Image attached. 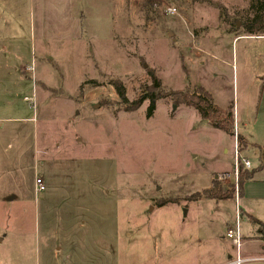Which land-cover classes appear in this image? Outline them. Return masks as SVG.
Listing matches in <instances>:
<instances>
[{"label": "rangeland", "instance_id": "obj_1", "mask_svg": "<svg viewBox=\"0 0 264 264\" xmlns=\"http://www.w3.org/2000/svg\"><path fill=\"white\" fill-rule=\"evenodd\" d=\"M248 11V0H0V139L14 147L0 264L228 261L240 204L196 201L215 182L235 192L234 143L248 148L236 128L260 145L244 156L264 179V35L245 36ZM209 33L214 57L199 49ZM151 73L162 92L149 118V101L128 111L113 83L132 102L152 92ZM201 88L233 107L234 141L173 95ZM240 229L246 264H264L258 225Z\"/></svg>", "mask_w": 264, "mask_h": 264}, {"label": "trees", "instance_id": "obj_2", "mask_svg": "<svg viewBox=\"0 0 264 264\" xmlns=\"http://www.w3.org/2000/svg\"><path fill=\"white\" fill-rule=\"evenodd\" d=\"M249 2V14L245 23L243 24V31L245 36H262L264 35V0H248ZM252 15V17H251ZM153 80L152 89L150 93H142L136 100L130 102L127 98L126 88L121 82L113 83L115 90L122 103L128 105V111L138 110L145 101H149V106L147 109V116L150 118L154 115L156 110V102L159 100L157 92H162L161 81L151 73ZM174 98L177 103L190 107L197 111L203 120H206L210 126L213 128L224 132L225 134L234 137V121L235 114L233 107L228 109H222L221 107L213 103L211 94H209L205 89L201 88L200 93L186 94L183 92L174 93ZM237 142L239 146L246 144L244 138L237 135ZM244 169L243 165L240 163V196L243 194L244 185L254 176L255 171H250ZM218 182L214 183L212 189H207L203 192V196L207 199H214L219 201H225L229 199H234V191L222 193L218 187ZM201 195L198 194L196 199H200ZM195 199V200H196ZM165 205L162 204L160 207ZM256 225L259 226V233L263 235L264 239V224L259 220H252Z\"/></svg>", "mask_w": 264, "mask_h": 264}, {"label": "crops", "instance_id": "obj_3", "mask_svg": "<svg viewBox=\"0 0 264 264\" xmlns=\"http://www.w3.org/2000/svg\"><path fill=\"white\" fill-rule=\"evenodd\" d=\"M249 37H254V36H249ZM203 41H201L199 43V49L201 50L202 54H208V55H211L212 57H214L213 54H211V52H209V49L207 47V41L208 39L212 38V33H209V34H204L202 37ZM255 38H260L261 37H255ZM264 38V37H263ZM206 90V89H205ZM207 91V90H206ZM208 92V91H207ZM209 93V92H208ZM210 94V93H209ZM222 108V107H221ZM222 109H227L226 107L225 108H222ZM235 114V120L237 119V115L236 113ZM20 121H24L25 123H27V121L25 120H20ZM18 121V122H20ZM34 122V121H33ZM2 128H4V126H0V130H3ZM24 130H27L28 127H23ZM30 129V128H29ZM215 129V128H214ZM237 129V134L242 136L244 138V140L246 141V143H248V148L246 150L243 151L241 157L242 158H246L248 160H250L249 158H247L246 156H244L246 154V152H251V150H255L257 149V147H260V145L258 144H255L251 141H249V139L247 138L246 135L242 134L240 129L239 128H236ZM224 133V132H223ZM232 137V136H230ZM233 141L235 140L233 137H232ZM5 142H3L1 139H0V158L4 159V162H2V165H3V168L2 170H0V193L3 192H7V190L9 188H11L9 185H7L10 181L12 182V178H8V176H6L4 174V168H5V163H6V159L8 157H11L12 155L10 154V151H12L14 149L13 145L12 144H8V149H5V145H4ZM15 143V142H14ZM235 148H236V144L234 143V155H235ZM18 150H19V147H18ZM17 155V154H16ZM234 160H235V157H234ZM235 164V163H234ZM1 165V164H0ZM233 168H234V165H233ZM232 168V169H233ZM249 171H253V169L251 168ZM227 172H230V171H227ZM226 172V173H227ZM233 172V170L231 171ZM217 176V175H216ZM264 178V177H262ZM217 179V178H216ZM210 189V188H209ZM207 190V189H206ZM234 199L236 200V198L234 197ZM247 199L250 200V201H253V200H256V201H261L264 203V179H260V177H257L256 175L253 176L252 179H249L245 185H244V190H243V194L242 196L240 197V200H239V212H240V219H247V221H250L251 223H254L252 220L253 219H256V220H259L260 222H262L264 224V217L261 216H254L255 215V210L253 209L252 205H250L248 202H247ZM207 200H211V201H214L216 203H220V202H223V201H219V200H214V199H200L199 201H196V202H204V201H207ZM230 200V199H229ZM241 200L244 201L243 205H241ZM227 201V200H225ZM247 203V205H246ZM236 205H237V201H236ZM238 206V205H237ZM236 206V207H237ZM236 213H238V211L236 210ZM231 229V228H230ZM229 230V229H228ZM255 235L253 236V238H250L251 240L254 239L255 241L259 242L260 243V248L261 250L264 252V239H263V235L259 233V226H258V229L256 230V232L254 233ZM3 236V239L0 241V245H3L5 243V240L7 238V235H4L3 233H0V238ZM244 237H243V242H244ZM247 243V242H245ZM252 243V242H250ZM244 245V244H243ZM233 247V245H232ZM3 254V252H2ZM0 253V255H2ZM234 252L232 254H228L227 258L228 260L231 259V257L233 256ZM246 258H249L247 256H245ZM3 262V257L0 256V263ZM228 262V261H227ZM226 262V263H227ZM224 263V264H226Z\"/></svg>", "mask_w": 264, "mask_h": 264}, {"label": "built area", "instance_id": "obj_4", "mask_svg": "<svg viewBox=\"0 0 264 264\" xmlns=\"http://www.w3.org/2000/svg\"><path fill=\"white\" fill-rule=\"evenodd\" d=\"M170 13H175L174 9H171L169 11ZM263 38V37H261ZM237 129H236V141H237ZM235 164H234V169L232 172V175H228L229 177L233 178L236 185H235V195H236V201L237 205L240 200V163L243 165L244 169L250 170L251 169V162L248 159L242 158L239 151H238V146L236 143V148H235ZM226 177V176H225ZM45 190V187L43 185L42 180H38L36 184V191L37 193H42ZM237 222L235 226L227 231V236L231 240L233 248H234V254L231 257L230 260L226 264H246L247 262L251 260H255L254 258H246L245 255L243 254V237L241 235V229H240V212L237 208ZM264 260V258H263Z\"/></svg>", "mask_w": 264, "mask_h": 264}, {"label": "water", "instance_id": "obj_5", "mask_svg": "<svg viewBox=\"0 0 264 264\" xmlns=\"http://www.w3.org/2000/svg\"><path fill=\"white\" fill-rule=\"evenodd\" d=\"M170 35H172V34L170 33ZM145 67H147V66L145 65ZM185 214H187V210L185 211Z\"/></svg>", "mask_w": 264, "mask_h": 264}]
</instances>
